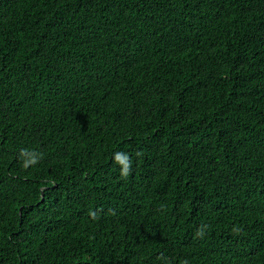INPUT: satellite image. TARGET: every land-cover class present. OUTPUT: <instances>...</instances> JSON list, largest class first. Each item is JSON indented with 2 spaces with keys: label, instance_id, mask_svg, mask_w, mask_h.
<instances>
[{
  "label": "trees",
  "instance_id": "trees-1",
  "mask_svg": "<svg viewBox=\"0 0 264 264\" xmlns=\"http://www.w3.org/2000/svg\"><path fill=\"white\" fill-rule=\"evenodd\" d=\"M0 264H264V0H0Z\"/></svg>",
  "mask_w": 264,
  "mask_h": 264
}]
</instances>
